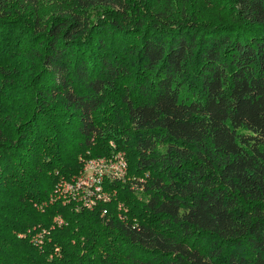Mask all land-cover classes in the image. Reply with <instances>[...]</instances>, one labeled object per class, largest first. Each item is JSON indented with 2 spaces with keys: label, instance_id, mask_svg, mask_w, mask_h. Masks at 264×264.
<instances>
[{
  "label": "trees",
  "instance_id": "obj_1",
  "mask_svg": "<svg viewBox=\"0 0 264 264\" xmlns=\"http://www.w3.org/2000/svg\"><path fill=\"white\" fill-rule=\"evenodd\" d=\"M0 264H264V0H0Z\"/></svg>",
  "mask_w": 264,
  "mask_h": 264
},
{
  "label": "built area",
  "instance_id": "obj_2",
  "mask_svg": "<svg viewBox=\"0 0 264 264\" xmlns=\"http://www.w3.org/2000/svg\"><path fill=\"white\" fill-rule=\"evenodd\" d=\"M128 163L124 153H115L108 157L91 158L85 162L81 174L72 181L60 182L57 193L62 196L74 198L84 206L92 208L97 200L109 201L110 193L105 191L104 182L107 178L124 179ZM108 209H104L107 213ZM61 223V220L59 221ZM41 242L42 234L36 236Z\"/></svg>",
  "mask_w": 264,
  "mask_h": 264
}]
</instances>
